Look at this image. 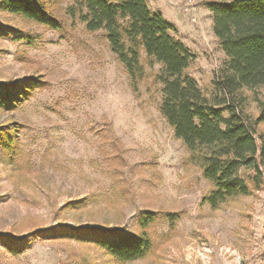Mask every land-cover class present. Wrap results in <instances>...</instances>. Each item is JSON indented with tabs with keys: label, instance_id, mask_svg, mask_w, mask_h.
<instances>
[{
	"label": "rangeland",
	"instance_id": "rangeland-1",
	"mask_svg": "<svg viewBox=\"0 0 264 264\" xmlns=\"http://www.w3.org/2000/svg\"><path fill=\"white\" fill-rule=\"evenodd\" d=\"M56 1L61 31L0 7V84L42 82L0 108V140L8 132L13 143L0 146V264H264V173L248 195L202 203L211 184L157 109L159 66L135 89L101 33L65 13L73 0ZM206 1L147 3L195 56L188 72L210 96L227 57ZM85 227L144 235L151 247L119 261L47 236Z\"/></svg>",
	"mask_w": 264,
	"mask_h": 264
},
{
	"label": "trees",
	"instance_id": "trees-1",
	"mask_svg": "<svg viewBox=\"0 0 264 264\" xmlns=\"http://www.w3.org/2000/svg\"><path fill=\"white\" fill-rule=\"evenodd\" d=\"M55 5L56 0H0L3 10L61 31ZM205 6L227 57L212 80L210 96L188 72L195 56L147 0H73L65 13L86 31L101 33L135 89L147 67L159 66L154 73L158 112L187 149L189 162L210 182L202 203L215 209L263 183L264 0H208ZM41 85L39 80L0 84V108H14ZM0 142L4 150L13 148L8 132ZM149 222L144 218L141 223ZM47 236L94 243L119 261L139 258L151 247L148 237L120 228H64ZM9 251L19 249L10 246Z\"/></svg>",
	"mask_w": 264,
	"mask_h": 264
}]
</instances>
